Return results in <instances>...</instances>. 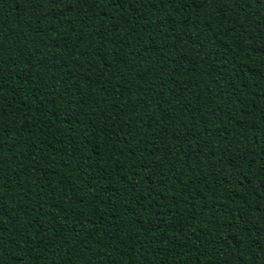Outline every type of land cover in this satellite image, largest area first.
<instances>
[{
	"label": "trees",
	"instance_id": "trees-1",
	"mask_svg": "<svg viewBox=\"0 0 264 264\" xmlns=\"http://www.w3.org/2000/svg\"><path fill=\"white\" fill-rule=\"evenodd\" d=\"M0 264H264V0H0Z\"/></svg>",
	"mask_w": 264,
	"mask_h": 264
}]
</instances>
